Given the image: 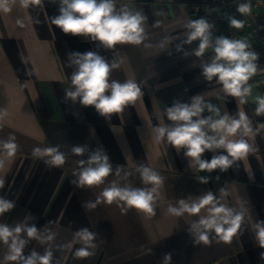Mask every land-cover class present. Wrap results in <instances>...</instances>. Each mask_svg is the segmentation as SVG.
<instances>
[{
  "label": "crops",
  "instance_id": "crops-1",
  "mask_svg": "<svg viewBox=\"0 0 264 264\" xmlns=\"http://www.w3.org/2000/svg\"><path fill=\"white\" fill-rule=\"evenodd\" d=\"M199 1L203 0H117L118 6L141 10L147 17V42L157 45L165 37L170 41L166 42L167 50L118 45L115 54L98 42L64 34L52 25L50 18L58 14V9L50 0L28 9L17 4L11 13L0 14V139L13 134L20 146L15 157L0 169L4 180L0 196L15 203L11 211L0 216V223L14 226L31 215L34 219L29 223L50 227L57 245L71 241L81 228L98 234L93 256L76 258L74 252L79 245L71 250L54 248L53 264H162L165 254H171V264H264V248L258 246L251 227L256 220H264V114L255 111V97L264 96V60L259 58L257 73L248 82L252 94L246 104L238 107L233 97H207L221 112L244 111L254 130L248 138L254 151L226 172L194 173L183 150L177 153L166 142L157 144L151 138L153 127L170 123L164 110L175 101L190 102L192 96L218 88L203 78L195 56L176 51L184 23L200 18L189 13L187 7ZM17 16L31 17L39 23L30 20L26 29H19ZM196 43L184 45V51H190ZM87 51L109 60L122 59L111 79L123 82L134 78L142 87L143 95L135 104L113 114L110 120L92 106L65 99L72 72L67 66L68 53ZM56 145L68 153L61 167H49L32 155L35 147ZM76 145H86L90 150L102 148L109 156L114 172L103 185L81 189L71 183L76 161L86 158L71 154V147ZM212 155L205 152L203 158L210 160ZM140 164L154 168L164 178L155 216L135 209L122 213L116 204L84 207L112 181L144 187L136 172ZM117 167L122 170L120 176L115 175ZM125 172L130 173L126 180ZM197 176H206L209 182L201 184ZM221 187L228 192L225 199L230 206L246 210L241 229L230 243L213 240L210 245H194L188 225L198 217H175L167 213V207L207 191L219 195ZM32 249L43 252L36 241L28 244L25 253ZM5 251L6 247L0 245V259Z\"/></svg>",
  "mask_w": 264,
  "mask_h": 264
},
{
  "label": "clouds",
  "instance_id": "clouds-1",
  "mask_svg": "<svg viewBox=\"0 0 264 264\" xmlns=\"http://www.w3.org/2000/svg\"><path fill=\"white\" fill-rule=\"evenodd\" d=\"M57 5L58 14L50 18L51 24L64 34L81 36L105 50H115L118 45H143L145 48L159 47L167 50L164 41L153 45L149 41L145 22L147 17L141 10L118 6L117 0H50ZM22 9L41 5L42 0H0V14H9L16 5ZM236 12L241 16H248L252 12L250 0H236ZM210 15H223L230 28L243 29L245 21L237 19L231 14L222 13L219 7L206 8ZM39 23L31 17L17 16L15 24L19 29H26L28 23ZM185 31L179 43L177 52H184L185 56H195L199 61L203 78L214 82L218 86L211 93L205 92L192 96L190 102L175 101L164 110V115L170 123L161 122L151 129V138L157 144L166 142L175 148L177 153L183 150L188 159V167L194 173L214 170L226 172L237 161L247 157L254 151L248 138L254 135L252 123L246 113L237 110L230 114L212 104L207 98L214 95L217 99L233 97L237 105L246 104L252 94L249 80L258 70L259 53L244 39H233L224 35H214L216 25L207 16L187 20L183 25ZM196 47L184 51V45ZM210 55L206 57V53ZM67 66L72 69L70 84L65 88V99L80 105L92 106L96 112L110 120L113 114L122 113L126 107L135 104L143 95L142 87L134 78L123 82L111 79L114 70L121 67L122 59H107L98 52L68 53ZM257 115L264 114V96L255 97ZM207 112L208 115H204ZM0 111V118H2ZM2 127V125H0ZM20 146L16 137L9 134L0 139V169L5 162L15 157ZM71 154L86 157L76 161L73 170L74 179L71 181L77 188H92L105 183L109 175L113 174V165L109 156L102 148L90 150L88 146L76 145L71 147ZM205 152L213 153L210 160L204 159ZM34 158L41 159L49 167H61L66 163L68 153L60 150V146L35 147L32 150ZM121 169H115V175H121ZM144 187H133L125 183L121 185L112 181L104 187L95 201H87L84 207L94 209L98 204H116L122 213L135 209L148 217L156 215L159 189L164 178L154 168L140 164L136 168ZM130 173H124L126 180ZM197 181L207 184L209 178L197 176ZM4 187V180L0 178V189ZM228 192L219 189V195L212 191L187 199H180L176 205L169 204L167 213L175 217L186 214L196 216L188 225V232L194 245H210L213 240L217 243H230L238 234L245 220L246 210L230 206L226 201ZM15 207L12 200L0 196V216ZM204 212L201 215V212ZM34 219L26 216L24 221L14 226L0 223V245L6 247L0 264H53V249H75L76 258L93 256L98 247V234L88 228L77 230L73 239L65 244H55V233L48 226L38 228ZM49 224L52 222L49 221ZM255 240L260 248H264V220H256L252 225ZM31 241H36L43 252L32 249L27 254L25 249ZM171 254H165L162 264H171ZM264 259V252L261 253ZM59 264V261H56Z\"/></svg>",
  "mask_w": 264,
  "mask_h": 264
},
{
  "label": "built area",
  "instance_id": "built-area-1",
  "mask_svg": "<svg viewBox=\"0 0 264 264\" xmlns=\"http://www.w3.org/2000/svg\"><path fill=\"white\" fill-rule=\"evenodd\" d=\"M236 0H203L188 5V12L199 17L207 16L215 22L214 35H224L233 39L247 40L254 51L259 53V58L264 60V0H250L252 12L248 16H241L236 12ZM219 7L222 13L231 14L237 19L245 21L243 29L230 28L226 18L216 13L208 14L206 8Z\"/></svg>",
  "mask_w": 264,
  "mask_h": 264
}]
</instances>
